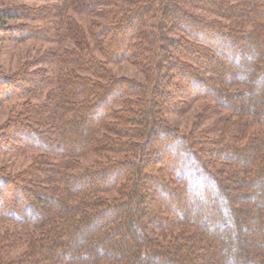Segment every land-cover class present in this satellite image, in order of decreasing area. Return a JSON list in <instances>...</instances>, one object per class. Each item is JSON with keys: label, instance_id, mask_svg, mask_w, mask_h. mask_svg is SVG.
I'll return each mask as SVG.
<instances>
[{"label": "trees", "instance_id": "16d2710c", "mask_svg": "<svg viewBox=\"0 0 264 264\" xmlns=\"http://www.w3.org/2000/svg\"><path fill=\"white\" fill-rule=\"evenodd\" d=\"M95 1L77 8L109 17L87 32L104 62L80 53L87 39L71 24L75 51L57 55L54 77L0 74V100L53 85L0 128V151L40 153L16 175L0 171V219L37 232L0 264H264V0ZM120 60L151 82L113 75ZM186 89L181 101L209 97L240 115L228 140L164 123ZM98 153L121 157L80 164Z\"/></svg>", "mask_w": 264, "mask_h": 264}, {"label": "rangeland", "instance_id": "374dc122", "mask_svg": "<svg viewBox=\"0 0 264 264\" xmlns=\"http://www.w3.org/2000/svg\"><path fill=\"white\" fill-rule=\"evenodd\" d=\"M94 1L71 0L63 3L62 0H0V74L15 75L14 77H16L21 72L26 71L27 74L37 72L39 75L41 74L40 76L54 77L61 68L56 59L57 55L65 53V50L75 51V43L72 38L73 30L71 31L69 26L71 24L77 28L80 27L84 33L78 29L79 33L87 39H85L86 47L80 53L85 55L86 52H89L94 60L104 62L106 58L101 54L100 46L94 42V39L90 38L87 32L89 26L92 28L94 26L93 30H96L100 28L101 24H107L110 19L108 16L97 15L100 7H96L95 11L90 9V12L79 11L77 8H88ZM191 12L207 19H221V21L229 24V21L224 18L215 17L198 9H192ZM244 27L246 29V26ZM21 28H27V31L32 35L20 37L17 30ZM108 67L116 77L133 79L141 83L151 82L145 71L140 69L134 61H110ZM202 74L208 76V73ZM15 79H19V77ZM52 86L51 84L44 85L36 90L28 87L30 88L29 96H19L16 93L12 97L2 98L0 100V128L12 117L23 116V111L28 109L27 106L43 103ZM186 91L189 89H186L185 93L182 94L176 92L173 97L177 100L186 98L188 96ZM167 93H165V97L168 98ZM236 114V112L223 109L213 99L201 96L187 101L180 100L170 108L165 107L161 112V118L164 123L181 133H202V136H210V138L221 135V141H226L229 139L230 132H224H228L229 128L234 126L228 117L240 116ZM213 125L215 127L221 125L224 128L222 127V130L213 129L210 133H205ZM241 136L237 135L232 138V141L235 144L245 142L246 138ZM106 154H91L82 158L80 164L83 167L95 166L97 163L103 162L105 156L121 157V154ZM39 155L38 151L32 149H24L18 152L2 150L0 151V171L8 176L16 175L32 167ZM55 160L53 157L49 158L50 163L55 162ZM49 173H51L50 168L49 170L45 169V172L40 169L41 176L47 177ZM164 179L166 180L165 177ZM115 195L112 192L104 194L105 197L109 198ZM151 228L155 230L153 234L164 232V228ZM36 234L37 232L33 228L23 227L12 220L0 219V262H11L23 256L30 246L31 237ZM251 245H254V242L246 241L242 244L244 249Z\"/></svg>", "mask_w": 264, "mask_h": 264}]
</instances>
